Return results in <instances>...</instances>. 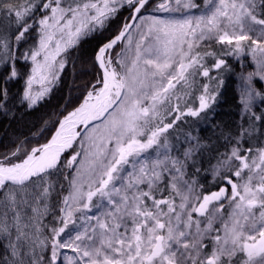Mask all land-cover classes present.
I'll list each match as a JSON object with an SVG mask.
<instances>
[{
  "label": "snow or ice",
  "instance_id": "snow-or-ice-1",
  "mask_svg": "<svg viewBox=\"0 0 264 264\" xmlns=\"http://www.w3.org/2000/svg\"><path fill=\"white\" fill-rule=\"evenodd\" d=\"M93 39L72 110L0 152V264H264V0H0V116L11 83L34 109ZM249 57L233 129L216 106Z\"/></svg>",
  "mask_w": 264,
  "mask_h": 264
},
{
  "label": "trees",
  "instance_id": "trees-1",
  "mask_svg": "<svg viewBox=\"0 0 264 264\" xmlns=\"http://www.w3.org/2000/svg\"><path fill=\"white\" fill-rule=\"evenodd\" d=\"M200 3L203 0H199ZM128 16V11L125 9L121 12L120 16L113 21L111 28L107 33H105V38L113 34L121 24V21ZM35 42V33L31 34L30 39L27 44L21 45V51L28 47V44ZM98 41L86 40L82 42L79 46L78 52L74 51L73 56L77 57L75 59V67L69 63L68 68L63 74L61 83L53 88L52 93L45 97L44 100L38 102L34 109L28 110L25 107L16 103L19 94L23 90L24 79L21 78L9 85V91L11 99L9 100V107L12 108L14 115L11 116H0V152L8 151L14 146L15 142L22 140L24 138L32 139V133L37 131L43 124L45 120L56 121L62 117V114H66V111H70L77 103L74 99L71 104L67 105V109H63L66 99L71 95L73 97L78 95L77 89L80 88L85 81L92 80L95 76V69L92 65V58L96 50ZM119 49H117L118 51ZM249 60V58H247ZM230 63L233 64L235 71L229 75L225 76V85L221 89L222 95L219 98V102L216 106L215 121L226 125L231 128H235L236 124L240 120V113L242 109V104L240 103V96L237 92V85L241 81L240 73L243 71L245 75V70H241L240 63L229 58ZM21 71L27 75L29 71V64L20 62L18 65ZM215 74V73H214ZM203 79V78H201ZM255 88L261 92H264V86L261 84L259 79H254ZM199 93H197L198 95ZM198 103V102H197ZM254 108L257 111L264 109V104L260 102L259 99L256 100ZM189 120L194 118L189 117ZM54 128L51 130L53 131ZM200 135L208 136L210 134V129L205 125H200ZM50 132L46 133L44 137L39 139V143L45 141L49 136ZM35 141H32L28 146H33ZM223 150V149H221ZM68 154H64L62 157V162H65ZM215 163V161H211ZM209 167L208 157H205L203 168ZM69 171V170H68ZM67 169H63L64 173L68 172ZM63 179V176H61ZM211 180V176H207L205 179L203 172L201 173V182L207 183Z\"/></svg>",
  "mask_w": 264,
  "mask_h": 264
},
{
  "label": "rangeland",
  "instance_id": "rangeland-1",
  "mask_svg": "<svg viewBox=\"0 0 264 264\" xmlns=\"http://www.w3.org/2000/svg\"><path fill=\"white\" fill-rule=\"evenodd\" d=\"M119 51V50H118ZM28 64H29V70H30V62H28ZM243 70H245V75L248 73V72H250V71H254L255 70V67H254V65H252L251 64V59H250V57H249V60H246L245 61V66H244V68H243ZM29 72V71H28ZM254 79H259L258 77H256V78H254ZM261 81V80H260ZM254 83V82H253ZM261 84L264 86V81H261ZM37 90L39 89V87H40V85L39 84H37V85H35L34 86ZM242 87H243V84H242V81H240L239 83H238V85H237V92H238V94H239V96L241 97V92H242ZM254 87H255V85H254ZM55 88V87H54ZM40 102V101H39ZM72 110V109H71ZM53 131H54V129H53ZM46 141V140H45ZM45 141H43V142H45ZM43 142H41V143H43ZM75 148H79V144H76L75 146H74ZM64 154H68V157H66V160H65V162L67 161V159L68 158H70V156L73 154V150L72 149H69V151H67L66 153H64ZM64 154H63V156H64ZM62 156V157H63ZM67 171H68V169H67Z\"/></svg>",
  "mask_w": 264,
  "mask_h": 264
},
{
  "label": "water",
  "instance_id": "water-1",
  "mask_svg": "<svg viewBox=\"0 0 264 264\" xmlns=\"http://www.w3.org/2000/svg\"><path fill=\"white\" fill-rule=\"evenodd\" d=\"M62 118V117H61ZM69 151V150H68ZM66 153V152H65Z\"/></svg>",
  "mask_w": 264,
  "mask_h": 264
}]
</instances>
